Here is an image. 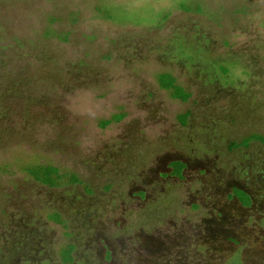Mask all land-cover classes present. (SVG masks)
I'll use <instances>...</instances> for the list:
<instances>
[{
	"label": "rangeland",
	"instance_id": "rangeland-1",
	"mask_svg": "<svg viewBox=\"0 0 264 264\" xmlns=\"http://www.w3.org/2000/svg\"><path fill=\"white\" fill-rule=\"evenodd\" d=\"M201 58L232 94L200 103ZM169 70L191 101L161 88ZM252 133L264 136V0H0V227L16 209L52 212L25 169L54 164L115 196L91 242L101 264H264V143L228 146ZM176 158L185 181L169 178Z\"/></svg>",
	"mask_w": 264,
	"mask_h": 264
},
{
	"label": "flooded vegetation",
	"instance_id": "flooded-vegetation-1",
	"mask_svg": "<svg viewBox=\"0 0 264 264\" xmlns=\"http://www.w3.org/2000/svg\"><path fill=\"white\" fill-rule=\"evenodd\" d=\"M182 37L184 38V36ZM201 50H203L202 47L200 51ZM200 51L198 53H200ZM157 55L160 56L159 54ZM201 55H203V53H201ZM161 56L165 57L163 55ZM202 59L203 58L199 60L202 62ZM199 60L197 59L198 62ZM201 62H199L197 67H195L193 70L189 69L193 73V76H191L190 79L192 80V77L196 78L195 84L197 86V90L202 93L200 103H209L214 101L218 97V92L221 93L219 96H226V94H232L235 91H232L231 88L227 90L223 88L224 84L222 82V78L219 77L218 73L216 77L214 76V65L212 69L210 68L213 62ZM178 63H180V61ZM224 63H234V60L225 61ZM198 65L202 66L201 70L198 68ZM209 68L211 69L212 73L208 71ZM199 70L201 72L198 73ZM204 70H207V72H204ZM164 72L171 73L176 78L177 83L182 86L187 93L190 94L189 98L184 102L191 101L192 97L197 94L193 89H191V87L180 83L179 76L172 70ZM248 74L251 76L253 73L250 71ZM251 79L252 78H250L247 82H249ZM245 81L246 80H244V82ZM238 86L239 84L235 86L236 90L239 92L243 91V83L240 85V90L237 89ZM229 91L231 92L229 93ZM194 118L195 117L194 113H192V110H187L178 115V120L183 127L187 126L188 122L190 120L192 121ZM219 123H221V121L217 122L215 119L212 121V124L214 125H208V138H210V134H213L212 131L217 135L218 130L216 126H219ZM206 124V122L203 124L204 130L207 128ZM225 124L226 122H222L223 126H225ZM252 134L261 135L257 133ZM261 136L264 137L263 135ZM247 137H244L243 139ZM193 138L194 137H192V139ZM241 141L232 140L228 145L229 149L236 150L239 148H248L252 142L251 141L248 145H240L238 147L232 146L233 143H240ZM253 141L260 140L256 139ZM260 142L264 143L262 141ZM176 159L183 160L187 163V161L182 158ZM188 166L189 165L187 163V169ZM60 172L63 174V176L60 180V184L57 186H51L49 184L43 183L35 179L29 172H27L40 184V187L49 192L48 196L51 201H49L48 207L51 208L52 212H44V218L40 214H37V210L33 212L20 211L19 209H16L14 212L11 211L7 221L4 222L0 227V264L102 263L101 260L96 258L94 251H92L93 245H91V242H94V238L99 232V226L105 225V220L101 222L100 216H104L107 208L116 207L113 205V199L115 196L108 197L105 194L98 196L99 194H97V192L92 187L87 185L77 173L71 172L68 174L62 172L61 169ZM247 173H249V171ZM170 177L179 179L181 181H185L187 179V176L185 179H181L175 175H169V178ZM73 178H76V180H73ZM78 185L83 186L82 192L71 190ZM89 187L91 188V192L87 193V188ZM43 191L40 192V195H46L42 193ZM53 191L57 192L55 197L51 196ZM103 191L104 193H108L110 191V187L107 186V188H105ZM103 205L106 206L104 207ZM102 239L105 240V237ZM105 241L103 242L106 252L103 258L106 260L107 257L112 258V248L110 247L108 241Z\"/></svg>",
	"mask_w": 264,
	"mask_h": 264
},
{
	"label": "trees",
	"instance_id": "trees-1",
	"mask_svg": "<svg viewBox=\"0 0 264 264\" xmlns=\"http://www.w3.org/2000/svg\"><path fill=\"white\" fill-rule=\"evenodd\" d=\"M159 84L162 88L167 89L171 91V94L173 97L181 99L183 101H186L190 94L187 93L182 86H180L177 83L176 78L169 72H163L159 74L158 76ZM123 118V114L117 115L115 117H112L110 119H105L103 121V126H107L113 121H120ZM262 138L264 142V137L261 135H255L252 134L248 136L247 138L243 139L240 143H233V147H238L240 145H248L253 140H260ZM261 140V141H262ZM169 168L170 170L168 173L170 175H175L181 179H185V171L187 169V163L180 159H175L169 162ZM27 172H29L35 179L49 184L51 186H57L60 184V180L62 179L63 174L60 172V169L53 165V164H37V165H31L26 168ZM73 180H76V178H73ZM239 191V190H238ZM239 199H245V197L248 195L245 191H239L238 193Z\"/></svg>",
	"mask_w": 264,
	"mask_h": 264
}]
</instances>
